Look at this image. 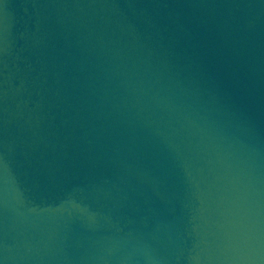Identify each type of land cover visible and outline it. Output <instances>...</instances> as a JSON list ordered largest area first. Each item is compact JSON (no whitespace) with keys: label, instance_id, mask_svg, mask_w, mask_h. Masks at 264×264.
Instances as JSON below:
<instances>
[{"label":"water","instance_id":"95a60500","mask_svg":"<svg viewBox=\"0 0 264 264\" xmlns=\"http://www.w3.org/2000/svg\"><path fill=\"white\" fill-rule=\"evenodd\" d=\"M141 48L221 131L109 114ZM0 264H264V0H0Z\"/></svg>","mask_w":264,"mask_h":264},{"label":"clouds","instance_id":"9594fccd","mask_svg":"<svg viewBox=\"0 0 264 264\" xmlns=\"http://www.w3.org/2000/svg\"><path fill=\"white\" fill-rule=\"evenodd\" d=\"M105 63L98 76L103 81L99 98L131 135L147 129L176 154L194 131H221L196 94L181 86L166 63L154 64L151 52L116 50ZM231 124L235 130L244 129L239 121Z\"/></svg>","mask_w":264,"mask_h":264}]
</instances>
